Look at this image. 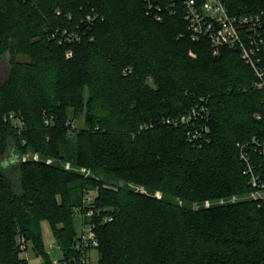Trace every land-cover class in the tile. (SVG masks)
Returning <instances> with one entry per match:
<instances>
[{
	"label": "trees",
	"instance_id": "1",
	"mask_svg": "<svg viewBox=\"0 0 264 264\" xmlns=\"http://www.w3.org/2000/svg\"><path fill=\"white\" fill-rule=\"evenodd\" d=\"M174 1L158 21L144 0H0V160L10 146L42 158L0 167V264H29L20 234L45 254L44 220L75 259L87 193L113 218L90 264H264V206L229 201L252 191L238 144L264 140V95L238 49L214 55L191 40ZM223 1L233 14L264 11V0ZM77 27L80 43L53 37ZM203 100L210 131L196 145L166 120ZM251 155L264 182V152Z\"/></svg>",
	"mask_w": 264,
	"mask_h": 264
},
{
	"label": "built area",
	"instance_id": "2",
	"mask_svg": "<svg viewBox=\"0 0 264 264\" xmlns=\"http://www.w3.org/2000/svg\"><path fill=\"white\" fill-rule=\"evenodd\" d=\"M162 0H144L147 14L153 15L158 21L163 19ZM168 7L170 14H176L180 10L183 13L184 20L187 23L188 31L193 42L206 40L214 55H219L225 48L238 49L242 59L248 64L256 77L255 88L264 95V11L260 13L233 14L227 8L223 0H176ZM60 14V12H58ZM97 18L96 15L87 17L89 22H93ZM53 37L57 38L59 43L71 42L80 43L82 41L78 27L74 30L59 29L53 33ZM210 116V109L207 101L203 100L201 104L193 107L186 114L173 119H167L166 123L174 127H185L187 130V138L192 143L199 145L200 139L210 131L207 120ZM258 118H261L258 116ZM15 128L19 131L23 130L24 123L14 114L9 115ZM48 125L52 121L47 119ZM71 128H75V122L70 121L67 124ZM240 148V158L244 163V174L248 176L249 184H251L250 198L264 206V182L261 179L258 169L252 160V153L262 154L264 152V140L256 137L253 138L249 145L238 144ZM250 146L252 152L247 151ZM21 161H41L39 153H28L20 157ZM47 163H53L52 159H48ZM71 162L65 163L67 170L74 167ZM81 173L88 176L90 170L82 168ZM141 194H147V190L143 187L137 188ZM93 193H87L83 200V205L75 210L82 220V229L76 238L74 251L77 254L76 264H88L90 259L87 255L91 251H98L100 246L97 228L104 223L113 221L112 216L105 215L102 210L96 209V199ZM237 197H232L231 203L237 202ZM225 199L219 201L224 204ZM210 206V202L206 203ZM75 263V262H74ZM54 264H70L69 261L55 262Z\"/></svg>",
	"mask_w": 264,
	"mask_h": 264
},
{
	"label": "rangeland",
	"instance_id": "3",
	"mask_svg": "<svg viewBox=\"0 0 264 264\" xmlns=\"http://www.w3.org/2000/svg\"><path fill=\"white\" fill-rule=\"evenodd\" d=\"M190 55L195 57V54L190 52ZM21 57H17V60H20ZM7 59L3 60V66H2V70H0V78H3L6 74V69H7ZM84 113H82V116L78 119L75 120V124L82 126L83 122H84ZM28 153H34V152H26L23 154H20V152H18L15 148L13 147H9L8 149V154L6 155V157H4L2 160H0V167L1 168H6L9 167L11 165H17L20 164L21 159L20 157H22V155L28 154ZM29 160H27L28 162ZM26 162V161H25ZM33 162H37V161H33ZM143 187L144 190H146L144 185H137V188H141ZM147 195V194H145ZM251 194L247 193V194H235L231 197H237V201L239 203L242 201H246L249 199V196ZM226 198H230V197H226ZM226 198H222V199H226ZM221 200V199H220ZM229 200V199H228ZM211 201V203H217V199H209L208 202ZM259 204V203H257ZM98 211L102 210L101 208H96ZM74 226H75V231L76 234L79 236L81 233V229H82V220L80 218V216L78 214H75V219H74ZM41 232H42V238H43V242H44V246H45V254H36L34 251V248L32 246V244L30 242H26L25 237H23L22 234H20L18 236V245L20 247V256L21 258H25L28 260L29 264H54L55 262H63L65 259L63 253H62V249H60V246L54 236L53 233V228L51 223L48 220H44L41 223ZM88 259H90V263H97L98 261V251H91V253H89L87 255ZM77 258L72 259L69 258L66 261H71L72 264H76L77 263ZM70 263V262H69ZM88 263V264H90ZM71 264V263H70Z\"/></svg>",
	"mask_w": 264,
	"mask_h": 264
},
{
	"label": "water",
	"instance_id": "4",
	"mask_svg": "<svg viewBox=\"0 0 264 264\" xmlns=\"http://www.w3.org/2000/svg\"><path fill=\"white\" fill-rule=\"evenodd\" d=\"M2 160V159H1ZM74 264V263H73Z\"/></svg>",
	"mask_w": 264,
	"mask_h": 264
}]
</instances>
